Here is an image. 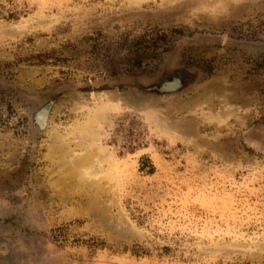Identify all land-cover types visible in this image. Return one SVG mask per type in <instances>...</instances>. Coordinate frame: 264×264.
Returning a JSON list of instances; mask_svg holds the SVG:
<instances>
[{"label": "rangeland", "instance_id": "obj_1", "mask_svg": "<svg viewBox=\"0 0 264 264\" xmlns=\"http://www.w3.org/2000/svg\"><path fill=\"white\" fill-rule=\"evenodd\" d=\"M263 58L264 0H0V264H264Z\"/></svg>", "mask_w": 264, "mask_h": 264}, {"label": "bare ground", "instance_id": "obj_2", "mask_svg": "<svg viewBox=\"0 0 264 264\" xmlns=\"http://www.w3.org/2000/svg\"><path fill=\"white\" fill-rule=\"evenodd\" d=\"M40 121H43L42 115L40 116ZM92 161L93 160H92V157H91L90 153H86L85 156H82V157H79V158L76 157V159H74L72 161L73 163L72 162L71 163L74 164L75 170L79 171L80 175L87 176L89 178H93V177H96L97 173L94 170V164H92ZM74 167L72 168V166H71L72 172L74 170ZM77 171L76 172L74 171V172L77 174Z\"/></svg>", "mask_w": 264, "mask_h": 264}, {"label": "trees", "instance_id": "obj_3", "mask_svg": "<svg viewBox=\"0 0 264 264\" xmlns=\"http://www.w3.org/2000/svg\"><path fill=\"white\" fill-rule=\"evenodd\" d=\"M258 64L260 67H264V58L262 61L258 62ZM245 264H250V263H245Z\"/></svg>", "mask_w": 264, "mask_h": 264}]
</instances>
